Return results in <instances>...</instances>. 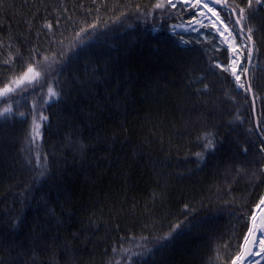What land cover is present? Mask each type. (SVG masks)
I'll return each mask as SVG.
<instances>
[{
    "label": "trees",
    "instance_id": "trees-1",
    "mask_svg": "<svg viewBox=\"0 0 264 264\" xmlns=\"http://www.w3.org/2000/svg\"><path fill=\"white\" fill-rule=\"evenodd\" d=\"M227 2L245 8L241 22L253 29L264 136V0ZM155 3L0 0V61L48 56L59 93L47 104L10 100L12 114L0 118V264H231L240 253L264 195L252 96L212 27L173 31L198 17L194 7ZM12 74L0 66L4 80ZM34 99L48 117L35 141Z\"/></svg>",
    "mask_w": 264,
    "mask_h": 264
},
{
    "label": "snow or ice",
    "instance_id": "snow-or-ice-1",
    "mask_svg": "<svg viewBox=\"0 0 264 264\" xmlns=\"http://www.w3.org/2000/svg\"><path fill=\"white\" fill-rule=\"evenodd\" d=\"M203 2V8L207 9V13H211L212 17H215V20H212L211 17L207 16V13L201 12V15L206 16L210 20L209 25H204L206 27H212L215 29L221 37H223L222 45H226L224 48L225 51H228L231 49L232 54H236L238 52V49L235 47H232V41L235 40L236 36H241V51H247L248 55L245 57L247 61H251L252 58V52L253 49L248 46V42L252 40V32L253 29L249 27L247 29V39L245 40L243 38L244 36V29L240 28L239 31H237L235 25H239L241 21L246 19V11L245 8L239 7V5H229L227 0H196V4L193 5V7L199 6ZM262 0H256L257 4H260ZM167 6L170 7H176V4L173 2V0H157V3L153 5V8L155 9H163ZM210 5H213V7H210ZM218 5L221 9H229L228 13V20L229 23L232 24V27H229V24H225L224 19L221 18L219 11L216 10V6ZM252 6V0H248V8H251ZM239 13V17L232 21V16H234L236 13ZM119 19V18H117ZM198 23H203L202 21H197ZM217 22H219L220 25H223L224 30L221 31L220 27L218 26ZM47 27H51V25H46ZM97 27L96 24H90L87 28H81L80 32L76 33L75 40L78 41V43H84V40L82 38V34H87L88 29H95ZM179 27V25L177 26ZM225 32H227V36L225 35ZM76 47L75 44L72 45V50H74ZM61 56H66V53H61ZM19 58L22 63L19 65L20 71L18 74L16 73L17 65L15 63L16 59ZM49 61V57L45 56L43 57V61H36L34 58L32 62H27L23 60V57L20 55L19 52L16 53V56L13 57L11 54L9 57L3 61H0V66L8 65L12 68L13 74L9 75L6 80L0 76V83H2V87H0V102L6 103L7 106L4 107L2 110H0V118L6 117L13 112V106L11 103H8L10 100H14V102L18 103L19 99H27L28 95H34L37 97H40L42 99L43 104H47L49 100L56 98L59 96V93L55 91L54 87L51 83L48 82V76L50 74L51 70V64H48L47 67L44 65ZM61 61L55 60V54H53V63H58ZM233 65L237 63L236 60L232 61ZM224 71H228L227 67L223 68ZM242 71L247 72V68H242ZM232 75L235 76V80L237 82L240 81V76L236 75L235 67L232 69ZM47 84V92L44 93V95L47 96V99H43L42 93L44 86ZM207 88V85L204 86ZM239 87L242 89H245V85L243 83L239 84ZM250 88V86H249ZM246 91L249 89H245ZM19 98V99H16ZM38 100L34 99L32 101V108H33V125H32V137L33 141H35L40 136V123L38 121H46L48 119L47 116H44L41 113L38 115L35 114V109L37 106ZM20 116H25V113L20 112L18 113ZM211 136V133H205L201 139L205 141V144L203 145L204 149L211 150L214 148V143L212 139L209 137ZM262 147L260 148V151H264V140H261ZM247 152V149L244 150ZM195 155L203 159V153L197 152ZM46 159V157H45ZM37 164H40V157L39 154H37L36 157ZM261 206H264V198H262L258 204L255 206L256 209H261ZM187 207V206H185ZM253 226L248 229V234L244 236V245L243 248L245 249L244 252L240 254V256L237 257V259H243L245 255L251 252V248L248 247L249 244L256 242V233L257 231L260 232V236L258 237L259 243L264 244V228H259L258 225H256V217L253 215L251 217ZM179 227V225L174 226ZM171 233L166 234L161 239H167L168 236H170ZM250 237L252 238L250 240ZM141 240L144 238L141 237ZM124 251H127V249H124ZM259 253H253V255H258ZM232 264H236V261L233 260ZM256 264H259L257 261Z\"/></svg>",
    "mask_w": 264,
    "mask_h": 264
},
{
    "label": "rangeland",
    "instance_id": "rangeland-1",
    "mask_svg": "<svg viewBox=\"0 0 264 264\" xmlns=\"http://www.w3.org/2000/svg\"><path fill=\"white\" fill-rule=\"evenodd\" d=\"M173 2L175 4H177L178 2H184V3H186L187 5H189L191 7H193V5L196 4V0H173ZM210 7H213V5H210ZM194 8L199 12L198 17L194 21H192V22L180 23V24H177V25L173 26L172 28H173V31L174 32H187V33H189V32H198L201 28L204 27V25H209L210 24V20L206 16L201 15V12L207 13V9H204L203 8V2L199 6L194 7ZM216 10L219 11L218 8H216ZM219 13H220V11H219ZM207 16L208 17H211L212 20H215V17H212L211 16V13H207ZM220 16H221L222 19H224L225 24H229L221 14H220ZM197 21H202L203 23L201 24V23H198ZM217 24L219 26V22H217ZM178 25H179V27H177ZM219 27H220L221 31L224 30L223 26L222 27L219 26ZM229 27H232V26L229 24ZM239 29H240V27L238 25V30ZM213 30L220 37V39L222 41L223 40V37H221L219 35V33L215 29H213ZM225 34H227V32H225ZM238 38L241 39V36H236L235 40L232 41V47L237 48L238 49V52L236 54H232L231 63H230V65L228 67H229V70L231 72H232L233 67H235L236 75H239L240 76V81L239 82L236 81L237 82V85H239L240 83H243L245 85V89H249V86L247 84L246 77L244 75L245 72L242 71V68H247V66H244L245 65V63H244V57L242 55L243 54L242 51L240 50V46L241 45H239L238 42H237V39ZM243 38L245 40L247 39V37L245 35L243 36ZM248 44H249V47H250V43L249 42H248ZM229 50L231 51V49H229ZM233 60H236L237 61V63L235 65H233V63H232ZM234 78H235V76H234ZM248 93L251 94V92H249V90H248ZM253 95H254V93H253ZM254 100L256 102L255 96H254Z\"/></svg>",
    "mask_w": 264,
    "mask_h": 264
},
{
    "label": "water",
    "instance_id": "water-1",
    "mask_svg": "<svg viewBox=\"0 0 264 264\" xmlns=\"http://www.w3.org/2000/svg\"><path fill=\"white\" fill-rule=\"evenodd\" d=\"M216 8H220L218 5H216L215 6ZM225 9H227V8H225ZM228 11H229V9H227ZM234 18H235V20L238 18V15H237V13L234 15ZM239 27L240 28H243L244 29V35L247 37V32H246V30H245V28H244V26H243V24L242 23H240L239 24ZM227 36V35H226ZM250 47L253 49V52H252V58H251V61L249 62V64H248V67H247V72H245V76H246V80H247V84H248V86H250V68H251V66H252V63H253V61H254V57H255V43H254V39L252 38V40L250 41ZM249 92H251V96H252V100H253V114H254V119H255V128H256V131H257V133L259 134V136L262 138V140H264V136H263V134H262V132H261V130H260V127H259V125H258V113H257V104H256V102H255V100H254V95H253V91L251 90V87L249 88ZM257 219V218H256ZM255 223H256V225H257V221H255ZM253 226V222L251 221L250 222V226H249V228L250 227H252ZM247 234H248V231H247ZM256 242L255 243H251V244H249L248 245V247H250L251 248V252L250 253H248L247 255H245L244 257H243V259H237V257L238 256H240V254L242 253V252H244L245 251V249L243 248V245H244V240H243V243H242V246H241V250H240V253L238 254V256L237 257H235L233 260H235L236 261V264H248L249 262H250V260H252L253 259V257H254V255H253V253H255V251L257 250V243H258V235H257V233H256ZM252 238L250 237V240H251ZM233 260H232V262H233ZM232 262H231V264H232ZM264 262V260L260 263V264H262Z\"/></svg>",
    "mask_w": 264,
    "mask_h": 264
},
{
    "label": "bare ground",
    "instance_id": "bare-ground-1",
    "mask_svg": "<svg viewBox=\"0 0 264 264\" xmlns=\"http://www.w3.org/2000/svg\"><path fill=\"white\" fill-rule=\"evenodd\" d=\"M219 26L222 27L223 25L219 24ZM254 215L257 218L256 221H257V225L259 226V228H264V206H261V209H256ZM257 235L258 237L260 236L259 231H257ZM256 247H257V250L255 251V253H259V254L254 255L253 259L250 260L248 264H256L257 261L260 264L264 260V244H260L258 240Z\"/></svg>",
    "mask_w": 264,
    "mask_h": 264
},
{
    "label": "crops",
    "instance_id": "crops-1",
    "mask_svg": "<svg viewBox=\"0 0 264 264\" xmlns=\"http://www.w3.org/2000/svg\"><path fill=\"white\" fill-rule=\"evenodd\" d=\"M244 75H245V73H244ZM246 77V76H245Z\"/></svg>",
    "mask_w": 264,
    "mask_h": 264
}]
</instances>
